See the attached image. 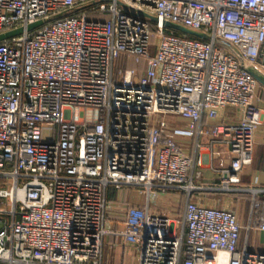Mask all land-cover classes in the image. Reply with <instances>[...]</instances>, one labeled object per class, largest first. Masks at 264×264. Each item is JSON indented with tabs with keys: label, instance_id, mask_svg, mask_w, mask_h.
Listing matches in <instances>:
<instances>
[{
	"label": "built area",
	"instance_id": "built-area-1",
	"mask_svg": "<svg viewBox=\"0 0 264 264\" xmlns=\"http://www.w3.org/2000/svg\"><path fill=\"white\" fill-rule=\"evenodd\" d=\"M138 13L157 20L154 32ZM37 22L0 44V264H101L109 186L189 197L200 173L164 116L192 136L202 118L238 108L235 123L197 135L228 140L221 188L240 182L261 122L250 70L264 62V0H0V34ZM140 62L142 76L129 67ZM248 228L264 232V200L252 201ZM240 229L187 200L181 219L129 210L120 236L136 264H264L237 250Z\"/></svg>",
	"mask_w": 264,
	"mask_h": 264
},
{
	"label": "crops",
	"instance_id": "crops-1",
	"mask_svg": "<svg viewBox=\"0 0 264 264\" xmlns=\"http://www.w3.org/2000/svg\"><path fill=\"white\" fill-rule=\"evenodd\" d=\"M129 67L134 68L139 76H142L146 70L144 62L131 64ZM250 71L256 79L253 104L260 111L261 122L254 135L251 164L239 173L240 182L232 185L227 191L221 188L222 170L217 167V162L221 160L224 168H228L230 162L228 140L221 136L213 138L197 135L198 130L205 131L211 125L235 123L240 117L238 108L225 107L218 112L214 121L202 118L200 124L192 127V136L185 133L190 129L187 121L178 119L181 126L177 128L170 124L174 117L164 116L163 120L166 119L164 121L170 129L169 136L178 144L183 154L195 162L193 173H200V177L192 181L195 190L187 197L177 188H154L146 195L141 187L123 186L118 189L113 186L107 187L101 264H136V250L120 236L129 210H146L181 219L187 200L199 206L231 213L241 227L237 250L264 256V232L248 228L252 201L264 200V62L260 61L259 67ZM197 161L201 163L199 167Z\"/></svg>",
	"mask_w": 264,
	"mask_h": 264
},
{
	"label": "water",
	"instance_id": "water-1",
	"mask_svg": "<svg viewBox=\"0 0 264 264\" xmlns=\"http://www.w3.org/2000/svg\"><path fill=\"white\" fill-rule=\"evenodd\" d=\"M137 15L142 17V18H144V19H146L150 23H155V24L157 23V20L154 17H151V16L143 14V13H138ZM42 25H43V22H37L35 24H32V25L26 27L25 29H16V30L4 33V34H0V44L4 43V42H6V41H8L10 39H13L15 37H18V36L24 34L25 32L26 33L32 32V31L40 28ZM162 27L165 30L176 32V33H178L180 35L191 37V38H194V39H197V40H201V41L210 40V37L207 36V35L193 33L191 31H188V30H186V29H184V28H182L180 26H177V25H172V24H169V23H163Z\"/></svg>",
	"mask_w": 264,
	"mask_h": 264
},
{
	"label": "rangeland",
	"instance_id": "rangeland-1",
	"mask_svg": "<svg viewBox=\"0 0 264 264\" xmlns=\"http://www.w3.org/2000/svg\"><path fill=\"white\" fill-rule=\"evenodd\" d=\"M90 20H94V18L92 17V18H89ZM157 27V24H155V23H150V29H151V31L152 32H154L155 31V28ZM166 32L168 31V30H165ZM176 33V32H175ZM178 34V33H177ZM154 42V39H152L151 40V43H153ZM149 52H150V55H153L154 54V48L153 47H150V50H149ZM170 117H174V118H172L171 120H172V123H170V124H173V126H175V127H177V128H180V121L178 120V119H180V118H177L176 116H170ZM164 120H166V119H164ZM6 208V207H5Z\"/></svg>",
	"mask_w": 264,
	"mask_h": 264
},
{
	"label": "trees",
	"instance_id": "trees-1",
	"mask_svg": "<svg viewBox=\"0 0 264 264\" xmlns=\"http://www.w3.org/2000/svg\"><path fill=\"white\" fill-rule=\"evenodd\" d=\"M106 19H107V16H106V15H102L101 17L98 18V20H101V21H104V20H106ZM149 25H150V23H149ZM169 33L173 34L174 36H178V37H182V36H183V35L177 34V33L172 32V31H167V32H166V34H169ZM186 38H187V39H191V40H196V39H194V38L187 37V36H186Z\"/></svg>",
	"mask_w": 264,
	"mask_h": 264
}]
</instances>
